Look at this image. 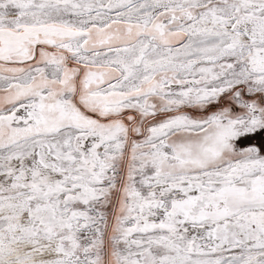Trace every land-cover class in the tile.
<instances>
[{
	"label": "snow or ice",
	"instance_id": "obj_1",
	"mask_svg": "<svg viewBox=\"0 0 264 264\" xmlns=\"http://www.w3.org/2000/svg\"><path fill=\"white\" fill-rule=\"evenodd\" d=\"M0 264H264V0H0Z\"/></svg>",
	"mask_w": 264,
	"mask_h": 264
}]
</instances>
